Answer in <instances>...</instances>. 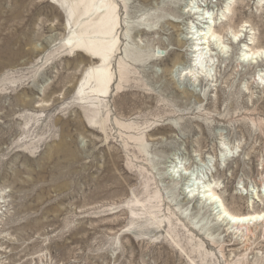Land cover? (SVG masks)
I'll list each match as a JSON object with an SVG mask.
<instances>
[{
	"label": "rangeland",
	"instance_id": "1",
	"mask_svg": "<svg viewBox=\"0 0 264 264\" xmlns=\"http://www.w3.org/2000/svg\"><path fill=\"white\" fill-rule=\"evenodd\" d=\"M117 1L89 102L62 10L0 0V264H264V223L221 213L264 214V0Z\"/></svg>",
	"mask_w": 264,
	"mask_h": 264
},
{
	"label": "bare ground",
	"instance_id": "2",
	"mask_svg": "<svg viewBox=\"0 0 264 264\" xmlns=\"http://www.w3.org/2000/svg\"><path fill=\"white\" fill-rule=\"evenodd\" d=\"M51 2L62 10L64 15L66 16V24L69 26L70 23H72V27L75 28V30L71 33L70 38L66 42L68 48L74 49L77 52H85L89 57L97 61V65L91 68V70L88 72L87 78L79 88L78 95L81 99L88 100L89 102H92V100H98L107 97L110 94L112 85L114 84V77L111 72V58L113 57L115 50L117 49L119 40L118 1L51 0ZM206 24L208 23L206 22ZM208 33L209 32H207L206 34L202 32L199 33L198 37L202 40V42L196 43L193 41V43H190L193 45V47H195V49H192V53L196 55V60L198 61H202V58L204 59L207 56L208 52H204V50L208 49L210 46L211 42L208 39H212V41H215L213 45L214 48L217 49L216 55L220 56V52L221 54L223 52L224 46L221 45L220 38L214 33H210V35H208ZM187 40H193V38H189L187 36ZM194 40H196V38ZM258 53L264 54V49L261 48ZM191 61L192 60H189L188 62ZM193 61L195 62V60ZM212 61L213 57L211 55L209 56L207 62L211 63ZM188 64L190 68L195 67L193 66L194 64ZM184 77L185 80L192 79L190 76H188V74ZM194 78H201L200 80L204 81L208 80L209 75L197 74L196 76H194ZM90 120H92V118ZM91 124L94 127L96 125L95 122L94 124ZM208 191V188L202 186L198 189V192L196 194L194 192L192 193V195L196 197L199 203H202L204 199L205 201L207 199L210 205H213L214 203H216L217 197L214 193H207ZM221 213H224L226 215L225 219L227 221V225L236 227H248L250 223H264V214L261 213L232 214L230 212H227L225 209H222Z\"/></svg>",
	"mask_w": 264,
	"mask_h": 264
}]
</instances>
